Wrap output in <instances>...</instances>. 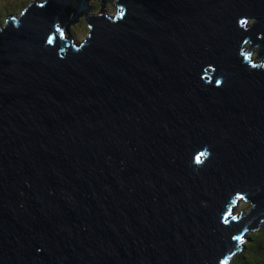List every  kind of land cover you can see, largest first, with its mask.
Segmentation results:
<instances>
[{"label":"water","instance_id":"obj_1","mask_svg":"<svg viewBox=\"0 0 264 264\" xmlns=\"http://www.w3.org/2000/svg\"><path fill=\"white\" fill-rule=\"evenodd\" d=\"M97 1L0 31V264H224L264 218V0Z\"/></svg>","mask_w":264,"mask_h":264},{"label":"trees","instance_id":"obj_2","mask_svg":"<svg viewBox=\"0 0 264 264\" xmlns=\"http://www.w3.org/2000/svg\"><path fill=\"white\" fill-rule=\"evenodd\" d=\"M0 0V25L5 24V19L11 13L17 14L21 10L22 7L25 6V3H29L30 0H4L1 2ZM97 4H99L97 2ZM7 5V7H6ZM100 5V4H99ZM5 16V17H4ZM77 24L73 26L74 31H78V34L82 37L81 33H83V37L86 36L87 31H89L90 27L88 25ZM257 54V53H256ZM244 205L242 210H239L241 214L244 211H250L255 205H252L250 201H244ZM264 219L260 223H263ZM254 227L246 236V243L244 244L243 251L239 254L232 256L230 259V264H264V224H260ZM261 225V226H260Z\"/></svg>","mask_w":264,"mask_h":264},{"label":"rangeland","instance_id":"obj_3","mask_svg":"<svg viewBox=\"0 0 264 264\" xmlns=\"http://www.w3.org/2000/svg\"><path fill=\"white\" fill-rule=\"evenodd\" d=\"M1 2H4V0H2ZM97 2H98L97 0H90L91 5L93 4V5H92L93 8L99 6V4H97ZM98 3H99V2H98ZM25 5H26V6H30V4H28V3H25ZM112 6H113L112 4L107 3V4H106V9H107V10H112V8H113ZM6 7H7V5H6ZM94 10H95V12L92 11V13H90V15H93V14H95V13L97 12L95 8H94ZM19 12H21V10H20ZM108 13H111V12L108 11ZM18 14H19V13H18ZM9 15H12V13L9 14ZM9 15H8V16H9ZM71 15H72V16H67V17H68V18L70 17V20H69V21H70V23H71V25H72V27H73V26L77 25V20H75L76 17H74L73 14H71ZM113 15H114V14H113ZM4 17H5V16H4ZM71 18H72V19H71ZM78 20H79L80 23L83 22L81 25H84V24H85L84 22H86V20H87V15L78 18ZM5 25H6V24H5ZM5 25H2V27H4ZM85 25H86V24H85ZM73 29H74V28H73ZM78 31H80V30L77 29V31H75L76 34H77V36H78V38H80V39L83 38V33L80 32L81 35H82V37H81L80 34H78ZM243 205H244V203H243V201H241L240 204H239L238 206H235V207L233 208V212L237 214V213H238V210H242ZM245 213H249V211H246V210H245V211H244V214H245ZM230 217H231V216H230ZM262 219H264V218H262ZM261 221H262V220H261ZM261 221H260V222H261ZM260 224L262 225V224H264V222H263V223H260ZM261 225H260V226H261ZM243 248H244V247H243ZM240 249H242V247H240ZM234 251H235L237 254L240 253V251H239V249H238L237 247L235 248ZM242 251H243V249H242ZM242 251H241V252H242ZM226 263H227V264H230V260H227Z\"/></svg>","mask_w":264,"mask_h":264},{"label":"clouds","instance_id":"obj_4","mask_svg":"<svg viewBox=\"0 0 264 264\" xmlns=\"http://www.w3.org/2000/svg\"><path fill=\"white\" fill-rule=\"evenodd\" d=\"M30 1H31V0H30ZM107 3L112 4V5H113V6H112L113 8H112V10H107V9H106V12H107V13H108V11L111 12V13H108V14H111V16H113V14L115 15V13H116V6L114 5L115 3H112V2H110L109 0H104L105 8H106V4H107ZM90 4H91V3H90ZM92 5H93V4H92ZM94 8H95L96 11H97V10L99 9V6L94 7ZM94 8H93V10H92L93 12H95ZM2 25H5V24H2ZM2 25H0V26L2 27ZM88 32H89V31H87V34H88ZM87 34H86V35H87ZM65 35L68 36V37H72L71 33H70V32H67V31H66ZM85 37H86V36H85ZM85 37H83V38H81V39L79 38V40L82 41V40H84ZM249 212H250V211H249ZM245 214H246V213H245ZM245 214H244V213L241 214V217H243V215H245ZM244 240H245V243H246V238H245ZM245 243H244V244H245ZM235 255H237V254H235Z\"/></svg>","mask_w":264,"mask_h":264},{"label":"snow or ice","instance_id":"obj_5","mask_svg":"<svg viewBox=\"0 0 264 264\" xmlns=\"http://www.w3.org/2000/svg\"><path fill=\"white\" fill-rule=\"evenodd\" d=\"M240 23H241V24H244V23H246V21L241 20ZM197 159H199V158H197Z\"/></svg>","mask_w":264,"mask_h":264}]
</instances>
